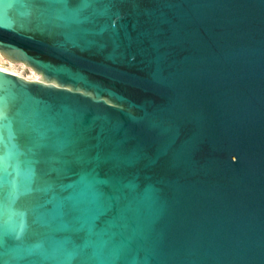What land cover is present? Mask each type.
Returning <instances> with one entry per match:
<instances>
[{"label": "water", "instance_id": "obj_1", "mask_svg": "<svg viewBox=\"0 0 264 264\" xmlns=\"http://www.w3.org/2000/svg\"><path fill=\"white\" fill-rule=\"evenodd\" d=\"M0 264H264V0H0Z\"/></svg>", "mask_w": 264, "mask_h": 264}, {"label": "rangeland", "instance_id": "obj_2", "mask_svg": "<svg viewBox=\"0 0 264 264\" xmlns=\"http://www.w3.org/2000/svg\"><path fill=\"white\" fill-rule=\"evenodd\" d=\"M0 68L6 69L8 71H11L13 73H19L22 74L23 76L30 78V79H35L39 77V73L36 72L32 67L24 64L23 62H9L7 58L1 57L0 56Z\"/></svg>", "mask_w": 264, "mask_h": 264}, {"label": "bare ground", "instance_id": "obj_3", "mask_svg": "<svg viewBox=\"0 0 264 264\" xmlns=\"http://www.w3.org/2000/svg\"><path fill=\"white\" fill-rule=\"evenodd\" d=\"M0 56H1V57H4L1 53H0ZM4 58H5V57H4ZM9 62H10V61H9ZM1 69H2V68H1ZM4 70H6V69H4ZM7 71H8V70H7ZM10 72H11V71H10Z\"/></svg>", "mask_w": 264, "mask_h": 264}]
</instances>
